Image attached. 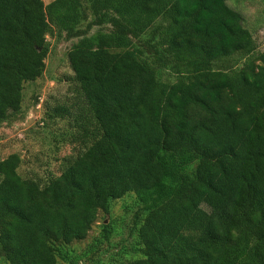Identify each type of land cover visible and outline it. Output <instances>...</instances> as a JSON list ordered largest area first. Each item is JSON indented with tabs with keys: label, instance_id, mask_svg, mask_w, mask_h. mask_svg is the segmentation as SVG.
Listing matches in <instances>:
<instances>
[{
	"label": "trees",
	"instance_id": "trees-1",
	"mask_svg": "<svg viewBox=\"0 0 264 264\" xmlns=\"http://www.w3.org/2000/svg\"><path fill=\"white\" fill-rule=\"evenodd\" d=\"M228 1L0 0V125L65 33L76 85L50 117L86 144L46 181L0 160V258L82 264L60 247L133 194L126 264H264V53Z\"/></svg>",
	"mask_w": 264,
	"mask_h": 264
},
{
	"label": "rangeland",
	"instance_id": "rangeland-1",
	"mask_svg": "<svg viewBox=\"0 0 264 264\" xmlns=\"http://www.w3.org/2000/svg\"><path fill=\"white\" fill-rule=\"evenodd\" d=\"M52 1L44 0L46 4ZM228 3L243 15L244 25L256 41L257 53H264V0H229ZM86 28L87 24L82 30ZM98 30V27H94L89 35ZM146 38L149 36H144ZM79 40L80 38H68L65 33L58 35L54 32L48 36L50 52L43 76L25 84L21 111L0 125V160L14 154L19 155L22 158L19 173L26 178L37 177L46 181L60 176L65 160L85 150L83 140L72 136L74 129L69 120L50 117L51 107L72 98L76 84L68 53ZM137 41L138 39H134V42ZM236 61H240L242 66L246 59L244 56H237L233 64ZM159 77L166 82L176 79L170 70L165 69L159 71ZM138 208L133 194L112 201L110 213L99 214L87 239L60 247L62 253L72 261H82V264H126L129 260L138 258L140 254L137 252V239L130 234ZM105 224L111 226L112 236L109 241L100 242ZM0 264L8 263L0 258Z\"/></svg>",
	"mask_w": 264,
	"mask_h": 264
}]
</instances>
